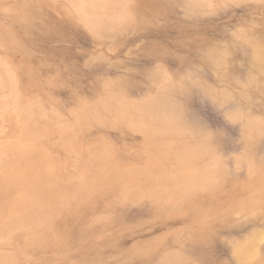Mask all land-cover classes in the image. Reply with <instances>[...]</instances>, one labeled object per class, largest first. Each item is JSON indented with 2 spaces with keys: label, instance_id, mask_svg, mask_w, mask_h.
I'll return each mask as SVG.
<instances>
[{
  "label": "rangeland",
  "instance_id": "374dc122",
  "mask_svg": "<svg viewBox=\"0 0 264 264\" xmlns=\"http://www.w3.org/2000/svg\"><path fill=\"white\" fill-rule=\"evenodd\" d=\"M106 1L0 0V147L94 174L0 264H264V0Z\"/></svg>",
  "mask_w": 264,
  "mask_h": 264
},
{
  "label": "bare ground",
  "instance_id": "6f19581e",
  "mask_svg": "<svg viewBox=\"0 0 264 264\" xmlns=\"http://www.w3.org/2000/svg\"><path fill=\"white\" fill-rule=\"evenodd\" d=\"M107 2H109V0L106 1V3ZM6 74H5V76H6ZM11 83H13V82L11 81ZM18 96L17 95H15L14 97L12 96L13 99L12 98L10 99L11 104L8 105L9 103L8 104L6 103V105L9 107L12 105V102L14 103V101H17V104L19 105L18 108L20 109V111L15 108L16 114H18L17 116L16 115L15 116H16V118H18V123H19L18 125H20V127L18 126L20 128V129H18L19 132H17L20 140L18 139V142H16V143H12V144H8L6 146L0 147V218L2 219V222L0 223V236L4 235V234H5L4 236H7V235L9 236V235H11L10 234L11 232H14V230L26 227V228H30V232L27 235L29 236V238H33V237H39L42 235L40 229L44 231L48 227V225L49 226L51 225L50 219L52 218L51 217L52 212H53L52 206L54 205V203L59 202V200L61 199L60 196L64 197V196L69 195L68 191L70 189L72 190V188H74L75 185H73V183H71L69 181V179L71 181H74V183H76L75 188H77V183H80L81 186H85L86 182H87V184H89L88 181L91 180V176L94 174H92L91 176H90V173H89V175L77 174V176L74 175L72 177H67L68 179L62 178V174L59 172V169H58L59 166L58 167L56 166L55 161L53 160L54 158H52L50 156L51 151L49 150L50 152H47L44 149L45 147L43 148L40 144L37 143L36 138H38V136H36L34 134V130H35L34 127L35 126L29 125L30 124V122L28 121L29 116H30L29 112H30V114L33 113V111L36 108H34V106H33V108H31V106L28 104V102L26 103V102L18 101V99L20 97V96L19 97ZM8 98H10V97H8ZM11 108L13 109L14 105L11 106ZM41 110H43V109H41ZM34 112H37V110ZM38 112H39V110H38ZM119 119H120V117H119ZM16 130L17 129H15V131ZM65 131H67V133H69V132L71 133L70 128H68V129L65 128ZM65 138H66V136H65ZM93 157H95V156H93ZM107 158H109V157H107ZM100 159H101V157H100ZM102 159H104V158H102ZM89 160L91 162L93 161L92 159H89ZM105 160H107V159L105 158ZM108 160L110 163V159H108ZM101 163H103V162H101ZM104 163H105V161H104ZM109 163L107 162L106 164H108V167L110 169L111 168L110 166H112V165L110 163V166H109ZM114 166H113V168H114ZM93 167H94V164H93ZM116 168H114V169H116ZM109 169L105 168L104 170H109ZM104 170H103V172H104ZM123 170L124 169H122V172H123ZM128 170L129 169H127V171ZM153 170H155V169H153ZM114 171H116V170H113V172ZM86 172H87V170H86ZM103 172H101V173H103ZM114 174H116V173H114ZM120 174H121L120 176L127 175V174H124L121 172H120ZM122 174H124V175H122ZM183 176H184V174H183ZM206 177L208 179V176H206ZM163 178H164V176H163ZM163 178H161V179H163ZM174 180H176V179H174ZM49 181H51L50 183H53L51 186L49 184ZM176 182H178V181H176ZM176 182L174 184H176ZM198 182H199V179H198ZM70 183L73 185V187H69ZM207 183L209 184V182H207ZM78 186H79V184H78ZM78 189H79V187H78ZM71 193H72V191H71ZM57 214H59V212ZM236 251H237V254L239 257L238 262H240V264H260V262L256 263L257 262L256 261L257 260V254H256V251L254 249L253 243L249 244V245H245V246H240L239 248L236 249ZM0 257H1V255H0ZM4 258H5V256H4ZM8 259H9V257H7L5 260V261H7V264L10 263V259L9 260ZM0 261H2V259ZM8 261H9V263H8ZM11 264H14V263H11Z\"/></svg>",
  "mask_w": 264,
  "mask_h": 264
}]
</instances>
